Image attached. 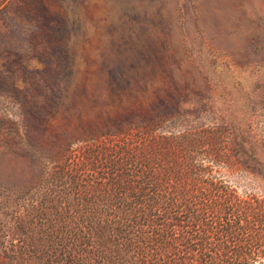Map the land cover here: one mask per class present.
Masks as SVG:
<instances>
[{"label":"rangeland","instance_id":"374dc122","mask_svg":"<svg viewBox=\"0 0 264 264\" xmlns=\"http://www.w3.org/2000/svg\"><path fill=\"white\" fill-rule=\"evenodd\" d=\"M222 108L264 110V0H0V252L54 187L48 167L100 134L149 118L187 133Z\"/></svg>","mask_w":264,"mask_h":264},{"label":"trees","instance_id":"16d2710c","mask_svg":"<svg viewBox=\"0 0 264 264\" xmlns=\"http://www.w3.org/2000/svg\"><path fill=\"white\" fill-rule=\"evenodd\" d=\"M159 120L48 167L54 187L16 212L21 244L0 264H264V110L222 108L214 125L179 134L157 133ZM226 174L248 178V191Z\"/></svg>","mask_w":264,"mask_h":264}]
</instances>
